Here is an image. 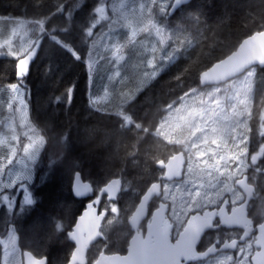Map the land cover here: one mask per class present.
<instances>
[{
  "label": "trees",
  "instance_id": "trees-1",
  "mask_svg": "<svg viewBox=\"0 0 264 264\" xmlns=\"http://www.w3.org/2000/svg\"><path fill=\"white\" fill-rule=\"evenodd\" d=\"M104 1L108 0H0V17L25 19L39 29L29 33L35 39L33 50L37 49L21 78L17 70L25 53L18 56L22 50L1 46L0 99L13 85L24 88L29 122L45 141L30 190L32 203L28 208L32 219L29 225L24 223L22 230L17 226L28 238L26 248L32 247L31 242L36 244L48 264H66L67 242L63 235L84 206L83 200L72 192L74 174L79 172L94 190L112 178H121L119 207L128 216L151 180L146 169H155L154 161L161 157L157 155L159 150L145 149L144 138L164 143L153 132L168 106L180 103L196 90L207 92L211 87L199 86L200 73L232 53L243 39L264 29V0H192L173 15L166 12L162 16L154 8L150 12L151 4L147 20L157 23L164 35H169L165 46L156 41L163 57L157 61L144 50L145 57L134 59L137 52L133 46L147 38L150 43L155 40L149 24L135 38L124 36L117 44L109 39L100 55L92 44L107 26L102 23L92 33L89 31L97 8ZM117 57H122L121 62L128 58L135 70L122 73L127 85L109 95L94 94L92 61L99 58L98 62L106 65V72L93 78L106 85L119 64ZM153 61L155 66L144 67ZM145 68L151 70L149 76ZM252 75V95L244 116L249 118L251 133L256 131L257 120L264 112V68H252ZM229 85L220 86V96L228 95L232 90ZM257 141L261 156L254 167L264 170L263 131ZM52 168V176L43 181ZM257 180L264 202V173ZM19 220L23 219L16 211L10 224L16 226ZM121 222L119 227L124 229L126 220ZM60 226L62 231H58ZM1 260L0 245V264Z\"/></svg>",
  "mask_w": 264,
  "mask_h": 264
},
{
  "label": "rangeland",
  "instance_id": "rangeland-1",
  "mask_svg": "<svg viewBox=\"0 0 264 264\" xmlns=\"http://www.w3.org/2000/svg\"><path fill=\"white\" fill-rule=\"evenodd\" d=\"M110 1H104L95 12L97 17L95 15L92 30L89 32L92 33L97 24L103 23L107 28L100 35L98 34L99 37L93 42L92 48L101 55L105 49L104 44L109 39H113V43L117 44L124 36L135 38L149 24L155 40L150 43L147 38L133 46L137 52L134 59L145 57L143 56L145 50L151 52L157 61L160 60L163 55L160 51L161 47H156V41L165 46L168 34L165 36L162 27L154 21L147 20V10L153 4L150 12L154 8L158 15L162 16L168 12L173 0H112L111 3ZM33 31H39V29L30 24L28 20L0 17V48L4 45L5 49H10L11 46L12 51V48L16 47V49L22 50L17 55L25 53V56L29 49L33 50L34 48L35 39L31 38L29 34ZM91 33L89 34L92 38ZM121 60L122 57H117L119 64L115 66L113 74L109 75L106 85L97 83L98 78L95 79L97 82L93 81L95 75L106 72L104 68L106 65L100 64L99 58L92 61L91 89L94 94L109 95L114 89L117 91L122 85H127V81L122 80V73L129 74L135 70L128 58L122 62ZM150 61L152 58H149ZM155 63L153 61L144 67L155 66ZM146 72L148 76L151 74V70L146 69ZM142 75L146 76L145 72ZM155 76L156 73L152 77ZM252 76L251 69L242 75L241 79L231 82L229 86L232 90L228 92L227 96L219 95L220 88L218 86L211 87L207 92L200 90L192 92L190 97L182 98L180 103L168 106L164 117L157 124L156 132L158 134H161L169 142L177 141L185 144L186 152L192 156L191 180L179 184L175 189L171 185L165 187V199L171 201L172 211L183 214L193 208L209 204L215 205L224 194H230L234 198L235 193H238L239 189L235 186L236 178L245 172L258 157L257 154L249 162L250 152L244 145L258 143L259 141L256 142V140H259V132L263 131L264 133V112L257 120L256 125L258 126L252 134L247 129L249 128V118L244 117L247 115L246 111L249 110V105L246 106V104L249 103L252 95L250 92ZM225 89L228 90L229 87L226 86ZM26 100V92L19 85L11 86L8 94L3 92L2 100L0 99V245L3 248L2 264H21L17 250L16 232L12 229L10 218L14 212L23 211L22 221L25 222L31 213L28 207L23 208V206L31 205L27 200L32 201L30 190L35 180L39 153L43 143L45 144L43 138L34 131L29 122ZM240 103L242 110L239 109ZM3 109H5L4 113ZM2 113L5 114L4 117ZM125 120L128 121V118L126 117ZM236 145L240 147L237 151L235 150ZM252 148L254 149L255 146ZM259 152L261 153V150ZM54 169L48 171L43 181L52 176ZM18 206L19 208H17ZM31 215L26 220V225L31 222ZM120 224L119 218L116 220L109 218L104 224V231L108 233L116 225L119 228ZM3 229L4 237H1ZM58 230H61V226ZM119 232L121 231L117 233ZM25 240L28 242L26 235ZM235 264L248 263L242 260Z\"/></svg>",
  "mask_w": 264,
  "mask_h": 264
},
{
  "label": "flooded vegetation",
  "instance_id": "flooded-vegetation-1",
  "mask_svg": "<svg viewBox=\"0 0 264 264\" xmlns=\"http://www.w3.org/2000/svg\"><path fill=\"white\" fill-rule=\"evenodd\" d=\"M155 130L153 134H155ZM145 149L153 147L154 150H159L158 156L160 158L154 161V168H147L146 175H152L149 181L148 189L152 183L161 184V195L153 197L147 205L145 215L142 217L136 231L129 225L128 220L132 216V212L125 216L121 213L119 208V199L111 201L103 195L98 202V214L105 212V217L100 229L102 234L94 243L89 245L86 250V262L84 264H95L102 255H120L125 256L134 252L142 254V258L146 259L145 264H235L244 260L248 264H252V257L262 250L261 247V226L264 223V202H262L261 184L258 179L261 177V168H251L250 166L245 172L241 173L235 180V186L239 189L232 198L230 194L222 195L218 202L213 205L193 208L192 210L180 214L172 211V204L170 200L165 199V187L171 185L173 189L177 188L179 184L188 182L192 175V156L188 155L186 150L172 142H151L149 138L145 137ZM247 150L250 152L248 161L251 162L252 157L257 156L259 160L261 155V146L258 143L247 144ZM255 148L253 149L252 147ZM257 151V152H255ZM172 163L173 167L169 164ZM175 166V167H174ZM174 168L176 170H174ZM173 173V174H172ZM246 177L247 183L254 187L253 196L247 203L246 217H241L235 222L239 225L228 227L224 225L225 217L231 215L232 211L239 205L244 203L246 195L236 185L239 179ZM191 180V179H190ZM144 190V192L146 191ZM185 193V192H184ZM121 194V193H120ZM98 198V192H94L91 196L82 199L84 202L83 209L77 218L81 215L82 211L86 209L87 204L92 203ZM161 203L168 204L167 213L164 219L158 224L152 223L155 211L160 207ZM225 206L222 208V206ZM15 205V204H14ZM216 211L211 216V227L203 231L197 243L195 240L197 236L192 231L183 234L187 227L188 220L195 214L203 215L206 210ZM178 210H181L178 208ZM222 212L220 213V211ZM20 216V215H19ZM23 219V215L20 216ZM76 218V219H77ZM112 218L119 221L126 220L127 226L124 229L117 228V225L112 227L108 233L104 231V224ZM24 221L19 220L13 230L16 232L17 237V250L19 252V260L24 264V257L26 253H30L37 259L48 258L42 252L43 250L36 246L34 243H29L32 247H27L25 236L21 233L19 227L23 228ZM122 223V222H121ZM19 225V227L17 226ZM74 225V224H73ZM72 225V226H73ZM25 226H27L25 224ZM66 230L63 237L67 242V262L73 254L75 245L69 241L68 232ZM62 231V230H58ZM118 231H121L117 233ZM138 233L140 239L137 240V246L133 245V237ZM184 237L183 242L177 244L180 237ZM232 244L231 247L224 248L223 246ZM264 246V237L263 242ZM26 245V246H25ZM208 251H215L202 259H195L196 255L204 254Z\"/></svg>",
  "mask_w": 264,
  "mask_h": 264
},
{
  "label": "water",
  "instance_id": "water-1",
  "mask_svg": "<svg viewBox=\"0 0 264 264\" xmlns=\"http://www.w3.org/2000/svg\"><path fill=\"white\" fill-rule=\"evenodd\" d=\"M191 0H173L170 13H174L177 9L182 7L184 4L190 2ZM35 53H29L24 59L20 61L18 66V77L20 78L21 73H26L30 62L34 58ZM258 66L264 68V31L255 33L247 38H245L239 46L230 55L212 64L208 69L204 70L199 76L200 87H206L211 85H220L228 82L234 77L242 74L246 69ZM173 167L172 163L169 164ZM175 167V166H174ZM174 170H176L174 168ZM173 174V173H172ZM236 185L244 192L246 199L244 203L236 207L232 211L231 215L225 217L224 225L228 227L237 226L235 220L241 217H246L247 214V203L253 196L254 187L247 183L246 177L239 179ZM84 186H87L86 188ZM122 181L119 178L110 180L106 185H104L98 192V198L92 203L87 204L86 209H84L81 215L77 218L72 230L68 233V239L75 245L72 256L70 257L67 264H84L86 262V250L89 245L94 243L98 238L102 237L100 233V228L105 217V212L98 214L99 199L106 195L109 200H116L121 191ZM73 195L77 198H87L93 194L92 186L89 182L82 179L79 172L74 176L72 183ZM82 193V194H78ZM161 185L160 183H153L146 190L144 195L140 198V201L135 208L132 216L129 218L128 223L133 230L136 231L142 217L145 215L147 210V205L150 200L155 196H160ZM225 206H222V208ZM168 205L161 203L160 207L155 211L153 215L152 223H160L167 212ZM216 211L206 210L203 215L195 214L190 217L187 223V227L183 234H187L192 231L197 236L195 243H197L200 235L206 229L211 227V221L213 217L211 216ZM222 210L220 211V213ZM261 247L262 250L257 252L252 257V264H264V246L262 244L264 237V223L261 226ZM140 236L136 232L133 237V245L137 246V240ZM184 237H180L177 244L183 242ZM232 244H227L223 246L224 248L231 247ZM215 251H208L204 254L196 255L195 259H202L210 255ZM146 259L142 258V254L139 252H134L129 255H102L95 264H145ZM24 264H47L46 258L37 259L33 257L30 253H26L24 257Z\"/></svg>",
  "mask_w": 264,
  "mask_h": 264
},
{
  "label": "bare ground",
  "instance_id": "bare-ground-1",
  "mask_svg": "<svg viewBox=\"0 0 264 264\" xmlns=\"http://www.w3.org/2000/svg\"><path fill=\"white\" fill-rule=\"evenodd\" d=\"M191 1H192V0H191ZM191 1H190V2H191ZM190 2L184 4L181 8H184V7H185L187 4H189ZM261 31H264V29H263V30H260V31H257V32H255V33H258V32H261ZM255 33H253V34H255ZM253 34H251V35H253ZM251 35H249V36H251ZM249 36H248V37H249ZM246 38H247V37H246ZM229 55H230V54H229ZM227 56H228V55H227ZM227 56H226V57H227ZM224 58H225V57H224ZM224 58H223V59H224ZM221 60H222V59H221ZM219 61H220V60H217V61H215V63H216V62H219ZM202 72H203V71H202ZM202 72H201V73H202Z\"/></svg>",
  "mask_w": 264,
  "mask_h": 264
},
{
  "label": "snow or ice",
  "instance_id": "snow-or-ice-1",
  "mask_svg": "<svg viewBox=\"0 0 264 264\" xmlns=\"http://www.w3.org/2000/svg\"><path fill=\"white\" fill-rule=\"evenodd\" d=\"M84 187L86 188L87 186H84ZM78 194H82V193H78ZM27 202H28V203H32L31 200H27Z\"/></svg>",
  "mask_w": 264,
  "mask_h": 264
}]
</instances>
